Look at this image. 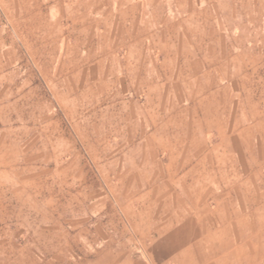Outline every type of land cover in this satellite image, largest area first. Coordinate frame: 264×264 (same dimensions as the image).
<instances>
[{
  "label": "rangeland",
  "instance_id": "1",
  "mask_svg": "<svg viewBox=\"0 0 264 264\" xmlns=\"http://www.w3.org/2000/svg\"><path fill=\"white\" fill-rule=\"evenodd\" d=\"M256 4L259 15L264 0ZM59 5V33L52 37L40 3L0 0V264H159L152 243L182 207L205 222L188 245L194 264H264L259 165L251 164L256 178L246 182L240 175L248 165L195 163L194 157L210 155V133L199 148L122 145L131 135L115 125H130L131 101L124 114L120 97L93 96L99 84L83 80L86 67L76 65L70 82L66 65L50 64L54 54L65 58L67 42L86 40L72 27L67 31L72 22ZM258 15L248 29L229 34V48L220 51L219 72L228 79L220 86L234 94L220 111L227 113L231 102L236 125H264V20ZM43 57L46 65L38 64ZM206 101L209 119L214 105ZM138 105V125H153L156 116L162 122L174 111L155 116L146 112L145 98ZM180 154L192 162L166 158ZM183 257L163 264H185Z\"/></svg>",
  "mask_w": 264,
  "mask_h": 264
},
{
  "label": "crops",
  "instance_id": "2",
  "mask_svg": "<svg viewBox=\"0 0 264 264\" xmlns=\"http://www.w3.org/2000/svg\"><path fill=\"white\" fill-rule=\"evenodd\" d=\"M260 1L263 0H35L41 9L47 8L42 16L51 19L52 37L59 33V4L63 3L66 18L72 22L67 31L72 27V32L86 35L82 42L66 43L67 53L61 61L58 53L52 55L51 66L66 65L65 80L71 82L75 81L74 67L83 65V80L99 84L98 93L93 96L120 97L124 114H128L126 102L131 101L130 125H115L117 132L131 135L122 145L199 148L207 146L206 134L210 133V155L196 156L194 162L248 165L240 175L246 182L256 178L251 164H258L259 202L264 203V125H236L229 110L231 102L227 103V113L220 111L224 99L234 94L221 88L220 83L228 79L219 72L220 58L224 60L220 51L229 48V34L248 29L254 23L251 19L257 17L256 3ZM258 17L264 20V12ZM260 29H264L263 21ZM54 39L58 50V37ZM75 49L85 52L81 59L73 55ZM46 62L48 59L43 57L38 64ZM109 82L115 83V89L108 91ZM139 98H145L149 104L148 114H165L171 107L174 111L162 122L156 116L151 119L153 125H138ZM164 99L173 101L164 105ZM207 99L214 105L209 119L203 113ZM99 109L103 110L101 106ZM202 125L210 128L204 129ZM140 158L141 162L147 161L145 156ZM166 158L170 163L192 162L184 154ZM184 211L185 207L175 210L168 224L162 225L170 230L152 243L153 259L159 264L167 259L180 263L183 254L185 264H194L188 245L205 222Z\"/></svg>",
  "mask_w": 264,
  "mask_h": 264
}]
</instances>
